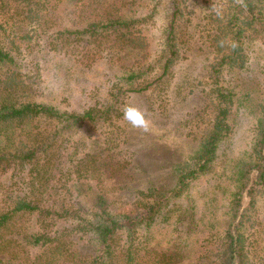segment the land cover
<instances>
[{
	"label": "trees",
	"instance_id": "trees-1",
	"mask_svg": "<svg viewBox=\"0 0 264 264\" xmlns=\"http://www.w3.org/2000/svg\"><path fill=\"white\" fill-rule=\"evenodd\" d=\"M134 1L0 0V264H114L117 239L126 244L123 263L136 264L133 246L140 230L170 223L187 225V231L218 232L222 227L218 244L195 257L194 264H264V254L257 261L252 257L256 232L264 253V100L255 99L251 107L248 144L236 153L225 144L233 128L234 103L248 94L240 93L247 87L240 88L230 77L250 67L254 89L258 72H264V0H139L132 6ZM148 2L149 8L144 6ZM159 7L165 18L159 47L144 62L138 31L147 29L144 21L158 14ZM57 19L65 24L60 36L50 30ZM66 22L79 25L71 28ZM198 24L207 28L211 54L205 91L211 116L195 147L171 162L163 183L134 188L126 208L89 182L72 181L80 196L69 193L67 179L61 177L72 172L65 162L74 161L77 146L66 147L63 131L70 134L74 126L123 113L127 94L160 91L185 46L183 32ZM50 48L67 61L89 52L91 62L98 55L107 59L112 50L137 56L127 66L119 65L120 79L112 80L104 103L76 111L35 96L40 84L32 77L38 71L20 60L26 54L38 63V52L46 59ZM82 158L77 157L76 165ZM204 178L210 195L201 198ZM217 195L225 202H218ZM218 205L224 209L216 215ZM65 236L71 242L73 236L84 238L88 254L69 253ZM165 250L161 264L183 260L182 249Z\"/></svg>",
	"mask_w": 264,
	"mask_h": 264
},
{
	"label": "rangeland",
	"instance_id": "rangeland-1",
	"mask_svg": "<svg viewBox=\"0 0 264 264\" xmlns=\"http://www.w3.org/2000/svg\"><path fill=\"white\" fill-rule=\"evenodd\" d=\"M137 2L139 3V0L131 3L132 6H136ZM152 2H148L144 6L151 7ZM164 20L162 8L159 7L158 14L155 13L144 21L147 29L138 31V40L144 42L142 61L151 60L156 55ZM195 20L197 21L196 18ZM66 23V26L71 28L79 25V22ZM64 25L57 19L50 30L54 28L57 30L54 34L60 36ZM187 30H189L188 27ZM206 30L207 28L203 29L199 24L194 25L192 30H183L185 46L169 79L161 84L160 91L159 88H155V91L148 96L136 92L124 96V102L121 103L122 111L129 104L144 110L150 121L148 131L132 128L123 118V113L113 115L105 120L99 119L74 126L70 134H67L66 130L63 131L66 147L70 146L68 149H73L71 146H77L76 153L72 154L74 161L65 162L72 172L61 177L67 179L66 185H68L69 193L80 196L78 193L81 190L71 184L72 181H76L78 184L89 182L113 200L114 204L126 208L129 202L134 199L132 195L135 191L134 188H143L151 181L158 184L159 182L163 183L165 177L169 175L168 170L171 162L186 155L195 147L200 135L208 128L211 116L209 106L206 105L207 98H205V91L209 86L206 66L211 57L205 37ZM33 47L34 49L40 48L36 44H33ZM38 53L41 55L38 63L31 60L30 55H19L20 60L23 62L25 60L29 66H33L38 71L32 77V80L35 79L40 84L36 89L35 96L38 94V98L53 102L60 108L76 111L92 104L100 106L104 103L108 96L107 88L110 87L112 80H116L119 77L118 74H121L119 65L127 66L137 56L130 54L128 55L130 57H127L123 50L117 52L112 50V55L107 59L98 55L91 62L89 57H94V55L89 52L85 57L71 59V62V60L62 59L66 56L52 48H50V55H47L46 59L42 58L43 55L40 51ZM262 58L264 56L260 59ZM85 61L86 64H84ZM261 63H264V59ZM27 69V67L24 68V70ZM258 73L260 75L259 83L255 88L258 87L256 91L259 98L258 94L257 98L253 97L255 88L251 87L255 83L254 80L252 82L253 72L250 67L240 71L236 70L230 77L231 79L233 77L240 88L247 87V89L240 90V93L248 92V94L245 93V98L241 97L242 103L237 104V101L234 103V106L238 105L239 109L235 112V107L233 108L235 115L233 128L225 142L227 146H231L233 153L248 144L250 128L254 119L253 104L255 99L256 101L264 100V72ZM80 155H84V158L76 165V161H79L77 157ZM200 185L203 195L198 196L206 198L210 195L206 178L200 181ZM218 197L217 195L216 200ZM220 201L225 202L219 197L218 202ZM260 206L264 207L263 201L260 202ZM209 209L212 208L209 207ZM223 209L224 207L218 205L216 215L220 214ZM207 216H212V214ZM174 224H155L149 231L140 230L133 246L135 247L136 264H161L163 263L160 260L162 250L178 248L182 249L179 252L183 255V260L179 264H194L195 257L207 254L206 249L218 244L222 227L217 230L218 232H215V229L214 233L201 231L199 228L187 231V225L183 227L181 223H178L174 227ZM178 235L181 237L175 239ZM72 238L71 242L65 236L66 248L69 253L75 256H79L78 253L83 256L85 253L88 254L87 245L89 243L84 238L77 237L76 239L74 236ZM253 240L255 251L252 257L257 261L259 255L264 254L260 247L263 242L261 234L256 232ZM123 241V239H117L114 264H124L123 250L126 248V244ZM176 242H179V245ZM198 248L201 250L198 251ZM165 251L170 252L169 250Z\"/></svg>",
	"mask_w": 264,
	"mask_h": 264
},
{
	"label": "clouds",
	"instance_id": "clouds-1",
	"mask_svg": "<svg viewBox=\"0 0 264 264\" xmlns=\"http://www.w3.org/2000/svg\"><path fill=\"white\" fill-rule=\"evenodd\" d=\"M123 118L130 124L132 128L148 131L150 121L144 110L135 105H126L123 109Z\"/></svg>",
	"mask_w": 264,
	"mask_h": 264
}]
</instances>
